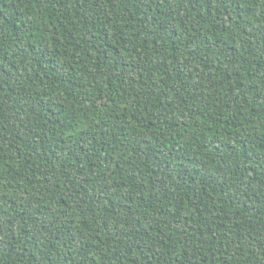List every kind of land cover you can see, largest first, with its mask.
I'll use <instances>...</instances> for the list:
<instances>
[{
	"label": "trees",
	"instance_id": "1",
	"mask_svg": "<svg viewBox=\"0 0 264 264\" xmlns=\"http://www.w3.org/2000/svg\"><path fill=\"white\" fill-rule=\"evenodd\" d=\"M0 264H264V0H0Z\"/></svg>",
	"mask_w": 264,
	"mask_h": 264
}]
</instances>
